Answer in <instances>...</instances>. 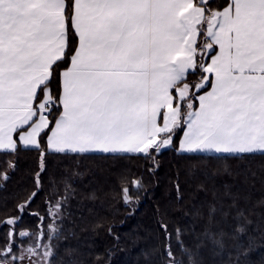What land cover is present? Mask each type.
<instances>
[{
	"label": "snow or ice",
	"instance_id": "obj_1",
	"mask_svg": "<svg viewBox=\"0 0 264 264\" xmlns=\"http://www.w3.org/2000/svg\"><path fill=\"white\" fill-rule=\"evenodd\" d=\"M25 150L40 153L36 190L0 218V264H58L80 173L53 180L47 215L32 213L46 155L138 159L148 173L163 150L239 163L264 157V0H0V158ZM4 162L6 183L15 163ZM131 183L121 188L125 204L145 187ZM241 199L226 185L197 208L205 225L191 229V245L161 214L166 264H202L208 245L221 258L231 248L235 264L247 258L259 225Z\"/></svg>",
	"mask_w": 264,
	"mask_h": 264
},
{
	"label": "trees",
	"instance_id": "obj_2",
	"mask_svg": "<svg viewBox=\"0 0 264 264\" xmlns=\"http://www.w3.org/2000/svg\"><path fill=\"white\" fill-rule=\"evenodd\" d=\"M157 159L159 167L148 173L144 161L138 159L112 160L103 154H88L79 160L44 157L43 188L30 205L32 213L47 215L46 201L53 180L73 170L80 173L72 179L74 195L64 214L58 264H166L167 257L162 255L164 236L158 223L161 214L166 213L169 218L173 236L175 229L181 228L191 245V229L199 232L205 225L195 215L196 209L211 201L214 194L222 193L226 185L240 194L241 207L259 225L250 233L253 250L247 258L240 256L239 264H262L264 157L257 155L239 163L230 159L184 158L172 150H163ZM5 160L13 161L15 170L9 168L10 179L6 183L0 180V218L16 214V206L36 190V173L40 171L39 151H20L13 157H2ZM133 178H141L145 187L131 204H125L121 188H132ZM177 183L182 192L180 199H177ZM25 221L36 227L38 217L25 216ZM210 249V245L200 249L202 264H221V259L223 264H235L236 254L231 248L223 258L214 256ZM176 254L181 256L178 248Z\"/></svg>",
	"mask_w": 264,
	"mask_h": 264
},
{
	"label": "rangeland",
	"instance_id": "obj_3",
	"mask_svg": "<svg viewBox=\"0 0 264 264\" xmlns=\"http://www.w3.org/2000/svg\"><path fill=\"white\" fill-rule=\"evenodd\" d=\"M6 167H9L8 164H6L4 161H2V158H0V169H4ZM38 223H36L37 226ZM34 227V226H33Z\"/></svg>",
	"mask_w": 264,
	"mask_h": 264
},
{
	"label": "crops",
	"instance_id": "obj_4",
	"mask_svg": "<svg viewBox=\"0 0 264 264\" xmlns=\"http://www.w3.org/2000/svg\"><path fill=\"white\" fill-rule=\"evenodd\" d=\"M94 154H99V153H94Z\"/></svg>",
	"mask_w": 264,
	"mask_h": 264
}]
</instances>
